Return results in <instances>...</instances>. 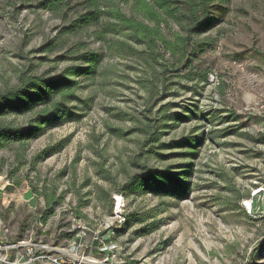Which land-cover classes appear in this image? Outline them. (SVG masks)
Instances as JSON below:
<instances>
[{
	"label": "rangeland",
	"instance_id": "374dc122",
	"mask_svg": "<svg viewBox=\"0 0 264 264\" xmlns=\"http://www.w3.org/2000/svg\"><path fill=\"white\" fill-rule=\"evenodd\" d=\"M221 7L212 27L194 37L212 46L193 63L192 81L184 77L186 70L168 74L173 76L165 97L146 104L138 85L141 65L106 57L101 69L112 68L114 75L81 79L77 94L92 98L84 118L0 152V239L14 242L34 228L49 244L65 246L80 227L88 237L104 240L84 250L95 264H264V253L256 252L264 236V145L256 141L258 126H264V0H230ZM68 24L25 0H0V88L15 86L20 73L59 74L75 64L68 58L77 52L104 51L92 29L63 34ZM42 46L51 50L39 51ZM153 101L154 110L171 103L169 112L186 108L197 116L161 137L164 142L202 138L197 157L190 159L191 191L183 198L125 197L96 173L102 162L121 184L140 172L138 166L162 169L184 162L146 153L137 131L125 137L109 131L133 128L134 118ZM120 111L127 113L123 121L115 117ZM232 113L237 119H225ZM55 144L62 147L32 165L38 151ZM12 182L14 190L6 192ZM42 187L60 198L45 223L40 221L45 198L34 192ZM99 189L108 192L109 200L97 199ZM116 197L124 218L130 213L151 217L116 233L124 223L115 220ZM79 200L84 219L74 215Z\"/></svg>",
	"mask_w": 264,
	"mask_h": 264
},
{
	"label": "trees",
	"instance_id": "16d2710c",
	"mask_svg": "<svg viewBox=\"0 0 264 264\" xmlns=\"http://www.w3.org/2000/svg\"><path fill=\"white\" fill-rule=\"evenodd\" d=\"M25 1L33 9L69 20V24L63 27V34L73 35L78 31L92 29V35L101 43L104 51L77 52L75 56L68 58L75 64L65 67L59 74L46 76L20 73L15 86L0 88V152L13 145L23 146L40 137L47 129L77 123L84 118L92 107V98L77 94L83 87L81 79L92 81L96 77L106 79L109 75H114L112 68L101 69L106 57L128 59L141 65L143 75L138 85L146 94V104L150 100L160 101L165 97L167 89H170L167 81L173 76L168 74L178 76L179 71L186 70L184 77L192 81L196 75L193 63L212 46V41H198L194 37L212 27L215 21L213 16L218 13L217 16L220 17L224 11L221 6L227 5L230 0ZM43 49L48 48L42 46L39 51ZM61 58L67 59L65 56ZM171 106V103H167L154 110L153 101L143 108L140 116L134 118L133 128L127 131L108 128L120 137L137 131L141 135L139 147L148 148L146 153H153L160 161L174 157L185 159L180 164L168 165L162 169L138 166L140 172L133 173L121 184L116 183L114 176L103 167L102 162L98 163V177L114 187L117 194L125 197L151 194L156 198H183L191 191L190 159L197 157V147L202 138L187 136L164 142L161 137L177 123L190 121L191 116H197L193 110L186 108L184 112H169ZM185 112L190 116L185 115ZM126 115V112L120 111L115 117L123 121ZM230 117L237 119L233 113L225 119ZM18 118L25 120L23 123H16ZM256 141L264 145V136L258 135ZM61 147L62 144H55L41 149L31 158L32 165L52 156ZM176 150L182 152H175ZM14 185L12 182L4 190L11 192ZM34 192H39L45 198V210L40 216V221L45 223L60 198L52 190L47 193L45 187L40 191L34 188ZM97 199L109 200L108 192L99 189ZM81 206L82 200H79L74 210L77 219L85 218L78 211ZM150 217L130 213L125 217L123 228L114 230L121 233L124 227L143 223ZM256 252L264 253V236Z\"/></svg>",
	"mask_w": 264,
	"mask_h": 264
},
{
	"label": "built area",
	"instance_id": "2783aa9c",
	"mask_svg": "<svg viewBox=\"0 0 264 264\" xmlns=\"http://www.w3.org/2000/svg\"><path fill=\"white\" fill-rule=\"evenodd\" d=\"M258 133L264 136V126H258ZM116 222L120 225L125 221L123 215L114 210ZM76 231L65 246L49 244L46 238L31 228L25 236L17 241L9 242L0 239V264H95L96 261L84 253L95 242L104 240L98 236H87L86 229Z\"/></svg>",
	"mask_w": 264,
	"mask_h": 264
},
{
	"label": "bare ground",
	"instance_id": "6f19581e",
	"mask_svg": "<svg viewBox=\"0 0 264 264\" xmlns=\"http://www.w3.org/2000/svg\"><path fill=\"white\" fill-rule=\"evenodd\" d=\"M122 205V201H121V198L120 197H116V210L118 211L119 208L121 207Z\"/></svg>",
	"mask_w": 264,
	"mask_h": 264
}]
</instances>
